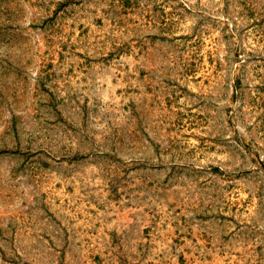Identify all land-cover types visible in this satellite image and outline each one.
Segmentation results:
<instances>
[{"label":"rangeland","instance_id":"rangeland-1","mask_svg":"<svg viewBox=\"0 0 264 264\" xmlns=\"http://www.w3.org/2000/svg\"><path fill=\"white\" fill-rule=\"evenodd\" d=\"M0 264H264V0H0Z\"/></svg>","mask_w":264,"mask_h":264}]
</instances>
